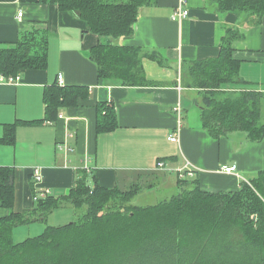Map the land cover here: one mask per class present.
<instances>
[{"label": "crops", "instance_id": "0c3cea01", "mask_svg": "<svg viewBox=\"0 0 264 264\" xmlns=\"http://www.w3.org/2000/svg\"><path fill=\"white\" fill-rule=\"evenodd\" d=\"M185 1L190 13L180 21L172 15L181 0L142 6L134 33L113 39L141 50V64L152 83L130 86L98 77L90 49L104 39L76 12L41 0H0V43L15 44L28 29L48 36L45 68L22 70L17 82L0 79V166L15 169L16 211L31 210L44 190L67 193L80 172L87 173L90 184L109 188L127 189L152 178V189L156 184L176 188L179 171L194 170L202 190L227 192L264 170V138L252 141L241 131L212 137L202 124L200 89L184 79L192 62L218 57L228 29L235 28L243 36L233 41L241 81L222 88L264 93V17L251 24L247 15L220 12L212 0ZM55 84L88 86L90 91L78 105L61 107L56 120L47 121L44 94ZM104 103L115 110L117 125L98 132L97 106ZM17 121L22 122L14 144L3 142L6 125ZM173 133L178 141L169 139ZM159 161L163 169L157 168ZM224 165L237 170L223 172ZM36 169L39 181L34 180ZM9 212L0 207V218Z\"/></svg>", "mask_w": 264, "mask_h": 264}, {"label": "trees", "instance_id": "16d2710c", "mask_svg": "<svg viewBox=\"0 0 264 264\" xmlns=\"http://www.w3.org/2000/svg\"><path fill=\"white\" fill-rule=\"evenodd\" d=\"M41 1L76 12L91 32L104 39L90 49L100 79H120L130 86L152 83L141 64V50L113 39L132 35L140 8L156 0ZM212 2L222 13L247 15L251 24H259L264 17V0ZM242 37L229 28L219 56L192 62L184 79L200 89L202 124L212 137L242 131L259 141L264 138V93L222 88L241 81L233 41ZM47 64L44 31L23 30L15 44L0 43V73L17 75ZM89 91L82 85L47 87L44 120H56L61 107L78 105ZM97 110V131L114 129L115 110L106 103ZM19 122L6 125L3 142L14 144ZM14 176V167L0 166V207L10 210L0 218V264H264V170L242 181L238 190L227 192L202 190L194 177L181 179L178 194L146 206L129 203L141 190L140 182L127 189L109 188L90 184L87 173L80 172L67 193L37 194L34 207L25 212L14 209ZM188 184L192 187L186 188ZM67 205L81 211V216L64 225L48 224L49 216ZM37 221L46 224L43 233L14 240L16 227Z\"/></svg>", "mask_w": 264, "mask_h": 264}, {"label": "rangeland", "instance_id": "374dc122", "mask_svg": "<svg viewBox=\"0 0 264 264\" xmlns=\"http://www.w3.org/2000/svg\"><path fill=\"white\" fill-rule=\"evenodd\" d=\"M0 74L6 75L4 73H0ZM262 122H264V113L262 117ZM153 180L155 179H152V178L141 179L140 185L142 188L132 198V200L129 203L133 205H139V206L154 205L162 200L170 199L172 196L178 194L182 189L179 183L176 188H173L172 186L163 183L164 185L159 186V184H156L155 187L151 189L149 186L153 184L152 182ZM190 187H192V185L190 184L186 185V188H190ZM39 197H42V195H40ZM116 204H119V203H116ZM81 214H82L81 211H77L74 207L67 205L60 209H56L49 216L48 224L57 225V226L64 225L66 223L75 221L81 216ZM45 225L46 224L44 222L37 221L29 225L18 226L14 229V233H13L14 240L17 242H20L29 237L37 236L43 233L46 227Z\"/></svg>", "mask_w": 264, "mask_h": 264}, {"label": "built area", "instance_id": "2783aa9c", "mask_svg": "<svg viewBox=\"0 0 264 264\" xmlns=\"http://www.w3.org/2000/svg\"><path fill=\"white\" fill-rule=\"evenodd\" d=\"M185 3L186 1L185 0H181V3L180 5L174 10V13L172 15V18L174 20H182L186 17H188L190 11L189 9L185 8ZM23 17V11H20L18 12V19L21 20ZM0 79L1 80H7V81H14V82H17L19 79H20V76L18 75H15V76H6V75H1L0 74ZM59 80H62V76L60 75L59 76ZM178 111H179V108H178ZM171 141H178V135L177 133H173L170 138H169ZM157 168H161L163 169L164 168V162L163 161H159L158 164H157ZM221 170L223 172H226V173H233L237 170V166L236 165H231V166H228V165H224L222 166ZM33 176H34V180L35 181H39L41 179V173L39 170H34V173H33ZM179 177L180 179H185V178H193L195 177V171L194 170H180L179 171ZM48 194H50V191L47 189V190H44L41 195L42 197L44 196H47Z\"/></svg>", "mask_w": 264, "mask_h": 264}]
</instances>
